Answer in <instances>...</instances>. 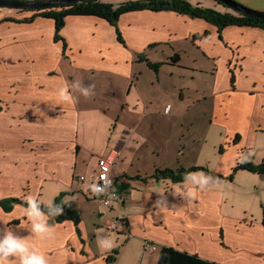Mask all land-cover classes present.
Listing matches in <instances>:
<instances>
[{
  "label": "crops",
  "instance_id": "crops-1",
  "mask_svg": "<svg viewBox=\"0 0 264 264\" xmlns=\"http://www.w3.org/2000/svg\"><path fill=\"white\" fill-rule=\"evenodd\" d=\"M234 1L264 12V0ZM54 25L37 16L0 22V199L36 196L46 205L62 192L58 204L80 221L50 218L52 232L41 237L31 230L26 206L14 203L0 208V235L11 229L48 264H107L115 247L113 264H158L162 246L214 264H264V230L230 222L220 193L186 182L201 169L226 178L251 145L243 135L264 96V29L219 30L202 18L143 9L119 16L120 41L107 20L67 15L63 48L53 41ZM159 49L162 58L151 54ZM75 81L94 85L95 94L70 89L73 102H62L58 90ZM202 124L222 130L218 154L204 153ZM109 149L118 151L113 173L124 196L108 208L92 198L90 185ZM165 169L181 181L158 174ZM120 217L106 248L99 230ZM145 241L156 250H144Z\"/></svg>",
  "mask_w": 264,
  "mask_h": 264
},
{
  "label": "trees",
  "instance_id": "trees-1",
  "mask_svg": "<svg viewBox=\"0 0 264 264\" xmlns=\"http://www.w3.org/2000/svg\"><path fill=\"white\" fill-rule=\"evenodd\" d=\"M41 1V0H37ZM217 1V0H215ZM234 1V0H233ZM218 2V1H217ZM236 2V1H235ZM219 3V2H218ZM150 10V11H175L178 14H186L192 18H202L206 22L211 23L218 27L219 30H222L226 26L236 25V26H252L259 27L264 29V17H254L252 15H244L237 10H232L231 12L222 13L216 9L206 8L200 5H192L187 0H126L115 6L111 2H105L102 0H77L70 5H59L57 7L49 6L42 9H26L35 11L29 17H24L20 19H15L11 17H4L0 19L2 21H21V22H30L36 16L44 18H52L54 20V36L53 41L61 40L63 42V48H65V43L63 38L60 35V30L64 25L65 17L73 15H83V16H97L98 18L107 20L114 26L115 33L117 38L121 41V34L117 29V21L119 16L125 12H134L139 10ZM205 35L207 32L204 31ZM147 64L152 68H157L158 63H151L147 61ZM239 136L234 138V141L237 140ZM242 161V160H241ZM237 163V166L233 169H247V171L254 173H264V160L258 164H254L252 161L243 160ZM201 169L200 167H195L190 170ZM205 173V169H201ZM159 175L169 176L174 181H181L180 174H174L171 170L165 169L158 171ZM119 190H122L119 188ZM63 193L61 192L55 198V203L58 204V199ZM22 204L27 207L25 201L18 200L16 198H6L0 199V208L4 211H9L13 204ZM59 205V204H58ZM41 209L47 211L45 204L40 205ZM56 222H63L65 220H72L76 225L79 224V216L77 212L67 206H63V214L56 216L54 218ZM119 248L115 247L107 257H105L107 264H113ZM158 264H214V262L202 261L198 257L193 255H187L183 252L174 250L168 246H162L159 252Z\"/></svg>",
  "mask_w": 264,
  "mask_h": 264
},
{
  "label": "rangeland",
  "instance_id": "rangeland-1",
  "mask_svg": "<svg viewBox=\"0 0 264 264\" xmlns=\"http://www.w3.org/2000/svg\"><path fill=\"white\" fill-rule=\"evenodd\" d=\"M29 1V0H22ZM113 3L114 5H119L123 1L126 0H104ZM133 1V0H130ZM192 5H203L216 9L221 12H231L233 10L230 6L222 5V3H218L215 0H187ZM201 2V3H199ZM29 12V13H27ZM35 12V11H32ZM31 11L22 8H6L0 7V17L2 15H6L15 19H22V16L33 14ZM20 17V18H18ZM7 18V17H6ZM160 50V49H159ZM153 55H158L161 58L162 55L165 54L161 50L160 52L157 50L151 52ZM194 89L191 88L189 93L190 101L192 102ZM264 96H259L257 101V109L254 115V123L253 128L250 132L246 133L243 139H246L250 142V146H247L246 150L241 154V160L252 161L254 164L260 163L264 160ZM209 103V100L207 99ZM198 129L201 124L197 122ZM204 142L202 144V149L204 153H210L213 149L219 153V147L224 144L223 141L224 135L222 134V130H218V127L211 126L208 127L207 124H202L201 131ZM220 135V137H219ZM218 138V140H217ZM206 139V140H205ZM224 146V145H223ZM226 147V146H225ZM209 158V156L207 157ZM218 161L220 157L217 158ZM193 174V173H191ZM189 175V174H188ZM187 184H190L191 181L186 179ZM215 180H210L209 184L214 183ZM210 189L215 190L217 193L223 196L222 199V212L221 214H225V216L230 218L231 220H246L251 225V227L260 226L262 230H264V173H254L247 171V169H236L235 171H231L226 178L218 179L217 183H214L210 186ZM46 196V194H44ZM45 198V197H44ZM86 224L88 231H91L92 234L95 235L93 241H96V233L94 231L93 221L87 217ZM106 225H102L99 230V238H112L114 231L108 230ZM98 240V239H97ZM100 244L102 241H98ZM122 243V242H121ZM135 249L136 246L134 245Z\"/></svg>",
  "mask_w": 264,
  "mask_h": 264
},
{
  "label": "clouds",
  "instance_id": "clouds-1",
  "mask_svg": "<svg viewBox=\"0 0 264 264\" xmlns=\"http://www.w3.org/2000/svg\"><path fill=\"white\" fill-rule=\"evenodd\" d=\"M70 89H75L80 92L81 95L89 97L94 95V85H88L84 87L81 81H75L71 84L67 82L58 90V97L62 102L72 103L73 97ZM143 142V141H141ZM243 163L244 161H240ZM187 180L191 181L195 185H199L201 188L208 187L218 182L217 177H213L204 172H198L189 174L186 177ZM215 180L214 183L209 184L210 180ZM111 181L105 177L104 183H96L90 185V189L93 192L100 193L105 192L111 196L112 199H117L115 191H109ZM176 194L188 198V202L193 198L185 193L176 192ZM161 206L166 205V200L161 196L159 200ZM25 203L27 207L25 212L31 220L32 232L38 236H48L52 232V227L49 224V219L63 214V206L58 205L54 202V198L50 199L45 205L47 211L41 209V202L36 196H29L26 198ZM102 245L106 248L112 247V242L109 238L105 237L102 240ZM9 257L16 258L19 264H48L45 256L42 253L32 250L24 238L14 234L11 229H4L3 234L0 235V264H9Z\"/></svg>",
  "mask_w": 264,
  "mask_h": 264
},
{
  "label": "built area",
  "instance_id": "built-area-1",
  "mask_svg": "<svg viewBox=\"0 0 264 264\" xmlns=\"http://www.w3.org/2000/svg\"><path fill=\"white\" fill-rule=\"evenodd\" d=\"M117 156H118V151H116L115 149H112V150L109 149L107 153L100 159L99 165L97 166V170H96L94 180H93V184H96V183L103 184L105 177H107L111 181L109 191L114 190L117 196V199H112L111 196L105 192L96 193L92 191V198L96 200L97 202H99L101 205L108 206V208L121 203L122 198L124 196L123 192L119 190V187L117 186V183L115 181L116 178L113 173L114 166L116 165ZM83 179L84 177L80 176L78 180L82 181ZM120 218H117L113 221L106 223L105 227L110 231L115 230L116 227H118V224L120 223V221L123 220V217H120ZM143 249L148 250V251H152V250L155 251L156 247L152 244V242L145 241V243H143Z\"/></svg>",
  "mask_w": 264,
  "mask_h": 264
},
{
  "label": "water",
  "instance_id": "water-1",
  "mask_svg": "<svg viewBox=\"0 0 264 264\" xmlns=\"http://www.w3.org/2000/svg\"><path fill=\"white\" fill-rule=\"evenodd\" d=\"M77 0H29V1H22V0H0V7L6 8H22V9H42L49 6L57 7L59 5H70L71 3ZM218 2L222 3V5H227L232 7L237 12L244 14V15H252L254 17H264V12L262 11H255L245 6L237 4V2L233 0H217Z\"/></svg>",
  "mask_w": 264,
  "mask_h": 264
}]
</instances>
